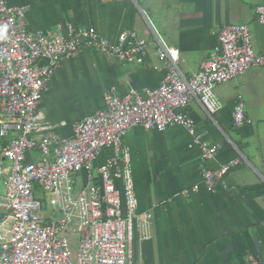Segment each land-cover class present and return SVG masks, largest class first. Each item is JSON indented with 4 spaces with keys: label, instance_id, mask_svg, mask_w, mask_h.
<instances>
[{
    "label": "crops",
    "instance_id": "obj_1",
    "mask_svg": "<svg viewBox=\"0 0 264 264\" xmlns=\"http://www.w3.org/2000/svg\"><path fill=\"white\" fill-rule=\"evenodd\" d=\"M29 4L27 20L33 31L95 27L111 43L120 34L135 32L150 40L148 49L134 60H120L101 50L84 47L72 58H64L55 70L38 112L47 123L59 125L62 137L74 134L75 123L105 107V93L114 89L125 95L132 89L144 93L158 87L169 70L157 53L159 36L180 50L178 65L193 77L204 61L220 47L219 32L227 24L249 26L253 46L264 52V26L257 7L264 0H10ZM215 92L222 107L211 115L194 99L186 112L194 120L196 133L210 143H220L217 156L202 160L193 136L183 125L167 130L134 126L124 145L129 152L140 216L151 213L150 225L136 226L131 264H243L250 254L264 262V67L249 69ZM245 104L252 122L233 125L237 101ZM0 136V148L8 145ZM41 154L43 158L37 153ZM111 151L97 162L103 164ZM29 159L45 161L33 150ZM237 157L228 176L232 190H205L204 170L218 169ZM52 161L54 156L49 157ZM10 162H7V165ZM120 167L125 163L120 161ZM86 172L73 173L76 186L88 183ZM98 174V172L94 171ZM7 174L2 176L3 191ZM199 190H195V186ZM47 203H49L47 201ZM52 207L46 220L63 214ZM43 210V207H42Z\"/></svg>",
    "mask_w": 264,
    "mask_h": 264
},
{
    "label": "built area",
    "instance_id": "obj_2",
    "mask_svg": "<svg viewBox=\"0 0 264 264\" xmlns=\"http://www.w3.org/2000/svg\"><path fill=\"white\" fill-rule=\"evenodd\" d=\"M29 8L0 0V136L17 132L0 148V177L7 174L5 192L0 193V264H131L134 230L147 228L152 214H138L130 155L124 145L127 132L134 126L163 132L183 125L202 160L215 158L222 145L196 133L186 108L196 99L216 114L222 107L216 85L264 67V52L255 50L248 25L227 24L219 32L218 51L189 78L178 65L180 50L156 36L159 59L169 66L162 83L144 93L132 89L122 96L114 89L107 91L105 107L77 121L73 136L67 138L57 133L59 125L45 122L38 112L62 60L77 56L84 47L134 60L152 43L135 32H124L113 45L95 27L73 24L67 29L33 31L27 20ZM257 13L264 26V5L257 7ZM251 122L244 102L237 101L233 125ZM33 150L41 151L45 161L30 160ZM109 151L111 156L97 165ZM242 160L237 157L218 169H205V190L213 194L232 190L227 176ZM78 172H86V185L76 186L72 174ZM47 201L61 210L60 219L42 216ZM243 264L264 262L250 254Z\"/></svg>",
    "mask_w": 264,
    "mask_h": 264
},
{
    "label": "rangeland",
    "instance_id": "obj_3",
    "mask_svg": "<svg viewBox=\"0 0 264 264\" xmlns=\"http://www.w3.org/2000/svg\"><path fill=\"white\" fill-rule=\"evenodd\" d=\"M40 157H41V154L38 152L37 153ZM43 158L41 157V160H42ZM3 179H2V177H0V191H3ZM51 209H52V207L49 205V203H47V202H44L43 203V210H42V212H43V215L45 216V215H48V213H51Z\"/></svg>",
    "mask_w": 264,
    "mask_h": 264
}]
</instances>
